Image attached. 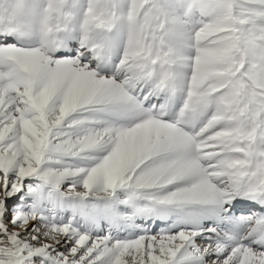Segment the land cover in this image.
Masks as SVG:
<instances>
[{"label": "snow or ice", "instance_id": "1", "mask_svg": "<svg viewBox=\"0 0 264 264\" xmlns=\"http://www.w3.org/2000/svg\"><path fill=\"white\" fill-rule=\"evenodd\" d=\"M124 8L0 0V264H264V0Z\"/></svg>", "mask_w": 264, "mask_h": 264}, {"label": "rangeland", "instance_id": "2", "mask_svg": "<svg viewBox=\"0 0 264 264\" xmlns=\"http://www.w3.org/2000/svg\"><path fill=\"white\" fill-rule=\"evenodd\" d=\"M120 2L122 5L125 6L124 10H126L127 0H120ZM121 55H122V50L120 53L112 57L111 63L106 68H104V72L106 74H113L115 72V65L118 64L119 59L121 58ZM147 91L148 89L145 88L144 92L146 93ZM183 99H184L183 93H178L177 96L172 99V101L169 103L168 115L164 117L166 120L168 121L174 120V119L170 120L169 115L174 114L173 115L174 118L178 116L179 110L183 106ZM165 100H166V97L164 96H160L158 99L156 97H152L150 102L145 103V107L146 108L151 107L152 103H155L157 106H159L161 104H164ZM102 116L103 114L101 113H95L91 111L74 113L73 116L69 118L68 121L65 122V125L62 128L57 130V132L60 134L61 139H67L68 137L75 138L76 136L85 134V132L89 129L100 128V127L105 126L107 124V120H102ZM93 121H95V123H93ZM199 127L200 125H188V126H185V131L189 132L190 134H194L196 131L199 130ZM102 155H104L103 152H93V153L84 154V156H87V157H100ZM65 159L73 164H80V165H88V164H92L96 162L94 160H83L81 158H72V157H66ZM253 211H255V209ZM247 214H250V213H247ZM135 223L137 225L152 224V221L138 219L135 221ZM155 223L163 224L164 222L157 220L155 221ZM169 223H171V221H169Z\"/></svg>", "mask_w": 264, "mask_h": 264}, {"label": "bare ground", "instance_id": "3", "mask_svg": "<svg viewBox=\"0 0 264 264\" xmlns=\"http://www.w3.org/2000/svg\"><path fill=\"white\" fill-rule=\"evenodd\" d=\"M177 100V99H176ZM181 104V103H180ZM179 105V104H178ZM179 110V109H178ZM172 114V113H171ZM174 115V114H173ZM173 115H169V119L171 120V119H175L174 117H173ZM176 116V115H175ZM249 203H251L250 201H249ZM236 215H248L247 213H236Z\"/></svg>", "mask_w": 264, "mask_h": 264}]
</instances>
